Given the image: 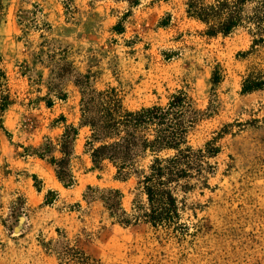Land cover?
I'll return each instance as SVG.
<instances>
[{
	"label": "rangeland",
	"instance_id": "obj_1",
	"mask_svg": "<svg viewBox=\"0 0 264 264\" xmlns=\"http://www.w3.org/2000/svg\"><path fill=\"white\" fill-rule=\"evenodd\" d=\"M189 4L0 0V264H61L70 247L101 264H264V88L241 91L245 78L264 73V0L240 5L238 25L213 34ZM109 90L128 110L165 105L182 90L198 112L188 144L216 140L207 159L215 172L205 185L175 189L183 211L170 228L118 223L102 199L118 190L133 215L151 160L138 159L125 180L108 161L91 162L82 102ZM69 124L79 134L75 183L64 187L37 150ZM47 190L58 193L51 205Z\"/></svg>",
	"mask_w": 264,
	"mask_h": 264
},
{
	"label": "trees",
	"instance_id": "obj_2",
	"mask_svg": "<svg viewBox=\"0 0 264 264\" xmlns=\"http://www.w3.org/2000/svg\"><path fill=\"white\" fill-rule=\"evenodd\" d=\"M115 1H126L131 6L140 2ZM246 1L248 0H223L204 5L190 0L187 13L205 22L208 34L228 33L238 25V8ZM263 88L264 73H258L243 80L241 91L248 93ZM0 100L2 110L5 107V97H0ZM82 105L80 126H87L91 131L87 151L94 165L108 161L116 169L115 178L125 180L137 172L138 159L151 157L147 170L140 172L138 181L140 190L145 195V202L136 206L133 215H127L121 207V193L110 189L102 198L110 210V216L123 225L137 224L140 220L154 227L170 228L176 225L183 209L175 189L192 188V179L205 185V175L215 172V166L207 159L214 157L219 151L215 139L199 149L188 144L189 129L198 115L189 95L178 90L171 94L165 105L128 110L114 91L109 90L99 91L97 95L83 101ZM78 134L79 128L71 124L65 125L55 142L47 139L37 150L39 157L48 155L47 160L54 166L56 178L64 187H71L75 183L70 160ZM54 153L59 156L56 157ZM57 196L55 190H47L45 204L55 203ZM61 264L101 262L80 248L70 247L63 250Z\"/></svg>",
	"mask_w": 264,
	"mask_h": 264
},
{
	"label": "water",
	"instance_id": "obj_3",
	"mask_svg": "<svg viewBox=\"0 0 264 264\" xmlns=\"http://www.w3.org/2000/svg\"><path fill=\"white\" fill-rule=\"evenodd\" d=\"M24 222V217L23 216H18V222L14 226V231H19L22 228V223Z\"/></svg>",
	"mask_w": 264,
	"mask_h": 264
}]
</instances>
